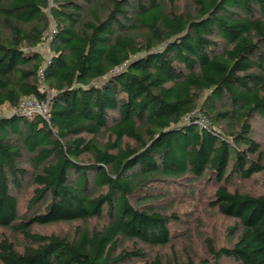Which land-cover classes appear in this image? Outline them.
Instances as JSON below:
<instances>
[{"label": "trees", "instance_id": "obj_1", "mask_svg": "<svg viewBox=\"0 0 264 264\" xmlns=\"http://www.w3.org/2000/svg\"><path fill=\"white\" fill-rule=\"evenodd\" d=\"M0 264H264V0H0Z\"/></svg>", "mask_w": 264, "mask_h": 264}, {"label": "rangeland", "instance_id": "obj_2", "mask_svg": "<svg viewBox=\"0 0 264 264\" xmlns=\"http://www.w3.org/2000/svg\"><path fill=\"white\" fill-rule=\"evenodd\" d=\"M53 27V26H52ZM46 45V44H45ZM43 46L40 51L44 56H48V48ZM207 122L205 121V124ZM244 187V185H243ZM180 200V199H178ZM176 209L179 210L180 213L185 212L188 214L189 212H193L190 217V228L185 229L179 227L180 229L177 231L176 236L173 240V243L177 247L178 250L183 248L189 249V244H192V250L198 253V256L205 255L204 254V245L201 237H198L196 230H199L205 236H209L214 238L215 241L220 242L222 238V232L226 228L227 225L231 224L232 221L225 219L217 214L216 211H213L208 204H206L202 200H198L197 198L192 200L189 198H184V201H179L176 204ZM195 217L197 219H195ZM195 219V220H194ZM42 231H45L44 228H41ZM70 227L63 228H47V231H56V233H66L69 232ZM187 230H192L191 233ZM45 231V232H47ZM10 235L11 233L8 232ZM192 238V239H189ZM199 258V257H198Z\"/></svg>", "mask_w": 264, "mask_h": 264}, {"label": "built area", "instance_id": "obj_3", "mask_svg": "<svg viewBox=\"0 0 264 264\" xmlns=\"http://www.w3.org/2000/svg\"><path fill=\"white\" fill-rule=\"evenodd\" d=\"M18 111L25 116L38 114L46 117L48 114V105L46 102H40L36 97L31 96L20 102ZM201 122L205 124V120H201Z\"/></svg>", "mask_w": 264, "mask_h": 264}]
</instances>
